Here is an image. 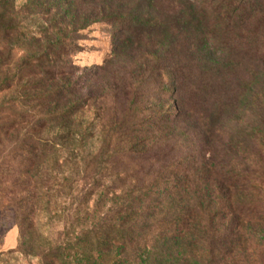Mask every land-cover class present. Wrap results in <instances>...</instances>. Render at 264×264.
Masks as SVG:
<instances>
[{
  "label": "trees",
  "instance_id": "1",
  "mask_svg": "<svg viewBox=\"0 0 264 264\" xmlns=\"http://www.w3.org/2000/svg\"><path fill=\"white\" fill-rule=\"evenodd\" d=\"M101 3L92 11L100 7L104 19L126 24L119 37L139 27L144 17H152L153 11H146L143 2L134 11L124 4ZM202 6L206 34L202 24L206 14L222 16L208 4ZM18 11L13 0H0V94L9 93L0 104V205H20L22 211L27 200L20 197L24 190L18 180L8 179V159L19 155L28 162L27 173L42 169L33 176L37 179L32 178L33 189L49 193L55 182L44 165L50 160L56 165L59 151L73 146V116L88 105L90 96H77L79 89L65 81L56 62L47 63L46 51L14 57L19 36L32 34L29 43L36 46L40 41L38 32L15 21ZM126 12L132 17H123ZM234 12L224 19L231 20ZM181 31L177 34H186L192 44L189 31ZM121 57L116 55L115 60ZM43 58L46 63L40 61ZM172 66L169 71L177 75L176 110L156 118L147 131L144 126L152 117L139 121L114 117L100 153L85 164L80 180L88 195H97V203L90 225L73 226V264H249L245 254L251 243L264 253V82L252 87L251 100L242 109L246 85L221 82L215 64ZM32 74L40 80L24 82ZM245 118L252 119L246 121L248 132L241 127ZM165 125L187 136L191 130L198 138L192 160L180 173L172 167L179 157L152 170L154 133ZM68 152L73 157V151ZM131 172L129 183L121 178ZM108 197L111 205L101 211ZM20 217L24 221L28 215ZM26 230L22 223L23 239ZM25 243L19 254H24ZM66 251L61 246L50 248L39 264H72ZM14 253H0V264H9ZM260 260L263 263L264 256Z\"/></svg>",
  "mask_w": 264,
  "mask_h": 264
},
{
  "label": "rangeland",
  "instance_id": "2",
  "mask_svg": "<svg viewBox=\"0 0 264 264\" xmlns=\"http://www.w3.org/2000/svg\"><path fill=\"white\" fill-rule=\"evenodd\" d=\"M13 1L19 8L15 21L28 27L30 32H38L40 39L37 46L34 41L30 42L33 46L29 49L32 34L19 36L14 57L18 60L28 53L40 55L41 50L46 51L49 53L47 63L56 62V67L64 72L65 81L79 89L77 96H90V100L73 116V146L69 148L73 157H69L72 154L65 145L57 154L56 165L52 160L44 165L53 173L55 182L49 193L39 187L33 189L34 179H37L33 176L42 169L35 167L27 173L28 162L24 163L19 155L8 159V179L18 180L24 190L19 196L26 198L27 206L24 204L21 211L20 205H0V253L15 251L9 264H39L44 252L61 246L67 249L73 264V226L90 225L97 203V195H88L80 178L85 164L100 153L113 118L125 115L139 121L152 117L144 126L147 131L156 118L175 111L177 75L169 71L173 63L192 68L215 64L221 82L246 85L241 99L242 109L246 108L252 97V87L264 82V0ZM102 1L113 7L124 4L133 11L134 6L143 2L146 11H153L152 17H144L139 27L119 37L126 24L104 19L98 12L100 7L92 11L91 7L101 5ZM204 3L222 16L214 15L213 18L206 14L202 23L206 26V34L201 25ZM170 8L174 12L167 13ZM231 12H234L231 20L224 19V15ZM122 16L132 17L127 12ZM216 25L219 26L215 33H211ZM181 30L189 31L192 44L187 41L186 34H177ZM58 55L59 60L56 59ZM116 55L122 56L119 61L115 60ZM203 57L209 60L202 61ZM39 80L32 74L24 82ZM8 97L9 93H1L0 104ZM246 121L252 122V119L245 118L241 124L248 132L250 125ZM156 131L150 147V155L156 158L152 170H158L165 163L170 165L171 158L179 157L180 162L177 160L179 163L172 167L180 173L199 146L197 136L191 130L187 131L188 136L182 135L173 125ZM132 174L121 178H127L129 183ZM75 179L78 180L73 186ZM108 198L101 211L111 205ZM23 213L28 215L24 221L20 217ZM22 223L27 226L25 240L21 235ZM23 241L26 242L25 251L19 254L17 250L23 251ZM254 246L251 243L245 254L249 264H264V261L260 263L264 253Z\"/></svg>",
  "mask_w": 264,
  "mask_h": 264
}]
</instances>
